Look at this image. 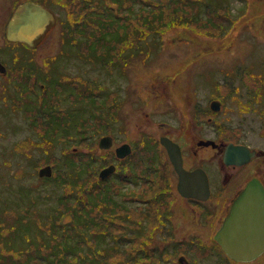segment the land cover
Segmentation results:
<instances>
[{"label":"flooded vegetation","instance_id":"obj_1","mask_svg":"<svg viewBox=\"0 0 264 264\" xmlns=\"http://www.w3.org/2000/svg\"><path fill=\"white\" fill-rule=\"evenodd\" d=\"M33 1L54 12L46 1ZM148 1L152 4L154 0ZM191 1L165 0L163 6L170 3L172 14L177 16L175 20L189 21L190 24H194V27L203 24L204 28L210 23L214 26L210 17L216 15L215 17L218 18L219 16L216 25L222 33L224 18L218 5L208 1L202 8L198 6L191 8ZM67 2L69 8L75 6L73 9L75 11L76 3L73 0H58L57 2L62 44L60 54L68 57V62L64 63L65 66L61 65L60 100H66L68 93L77 94L81 99L82 94H86L89 98L84 100L88 103L93 101L91 110L94 111V119L100 120L102 117L103 120L99 122L102 128L98 133L95 132V140H92L95 152L97 151L99 155L93 161V177L99 182L93 190L97 189L100 196L104 198V204H100L95 214L100 211L108 219H111L113 215L117 222L125 226L124 236L128 239L152 240L155 250L151 254L159 264H175L167 262L168 254L176 257V264H264V233H262L259 248L254 253L251 251L252 255L248 257L234 256L233 251L223 247L217 239L218 230L229 214L234 200L243 193L245 186L255 181V186L258 187L257 183H259L264 191V147L245 143L241 139L240 123L228 122L232 118V114L227 112L228 102L235 98L233 96L235 89L226 88V84L233 82L228 81L229 76L226 77V75L232 77L236 67L224 73L222 82H219L221 87L217 82H212L211 94L206 93L204 88H202L203 92H199V88L194 85L198 80L195 81L193 71L191 72L192 67L189 66L199 60L200 55L196 58L194 55L190 56L185 63L186 66L179 73L155 71L143 77L142 83L136 84L127 71V67L135 56L145 61L148 54H151L150 50L153 46L157 48L156 53H161L163 48L169 46L161 45L162 40L131 41L116 37L107 44L104 55V51H97V45L93 41L99 39L95 27L99 23L103 25L101 17L105 16L104 11L113 15L111 13L113 4L119 16L128 14L130 18L139 17L144 20L145 29L142 31L144 35L146 31L162 30L165 26L160 24L162 19L158 17L159 14L148 12L150 19H146L142 6L139 7L144 3L138 4L136 9L132 0H88L84 7L81 5L78 7V9L82 8V10L79 9L82 14L80 16L74 14L75 24L70 16L69 19L66 14L64 15L68 9ZM153 18L155 23L152 22ZM198 22L201 24L197 25ZM183 30L180 27V31ZM72 31H75L74 40L70 34ZM66 39H68L67 46L73 52L72 55L67 53L68 47L64 46ZM176 40H183V38L170 40L168 43L190 42L188 39L179 42ZM85 44L91 47L89 54L85 53ZM217 45L220 47L219 43ZM217 45L198 44L204 49L214 48ZM81 64L86 67L82 68L83 72H81ZM70 65L73 69L67 72ZM87 67L92 73L88 72ZM0 74L3 75L1 71ZM32 74L34 78L30 80L29 75ZM17 75L20 77H14L16 88H13L15 109L21 107L18 102L22 100L17 98L19 91L22 93L27 91V99L24 95L20 96L25 102L31 103L32 92L37 90L34 84L38 83L42 88L45 86L41 80L38 81L37 73L34 75L33 72L23 71L18 72ZM199 80L204 84L207 83L203 78ZM263 88V85L253 88V119H257V123H253V131L257 134L258 130L264 131ZM132 93L135 96L131 101L137 102L134 107L137 108L138 104H143L139 105V111L134 113L135 119L130 121L128 111L124 107L130 102L129 96ZM81 99L78 103H74L71 99L69 102L71 105L75 104L73 107H77L82 105L83 99ZM27 106H33V103ZM71 108L72 106L69 109ZM92 111H90L91 116ZM154 112H157L156 117H154ZM98 114L101 115L99 118ZM63 118V116L60 117L61 123H64ZM25 122L27 126H32L31 118L26 116ZM208 124H212L215 129L213 134H208L210 130L206 131ZM96 125H88V127ZM116 130H123L126 133L124 141L117 142ZM228 132L236 133L237 136L230 138L226 135ZM166 138L180 149L183 167L180 172L193 171L196 168L203 169L208 190H204L201 177L192 176L185 190H191L194 194L186 195L180 192L178 188L180 174L171 161L166 146L162 143V140ZM207 140L211 142H203ZM152 143L155 144L156 150ZM229 143L247 145L254 151V154L244 162L226 163L224 154ZM124 144H128L130 150L121 154L123 150L120 147ZM100 157L104 159L103 163L98 161ZM106 167L111 170L108 174L101 176L102 169ZM133 168L136 171L131 174ZM117 172L119 178L108 183V178L116 175ZM195 186L199 187L195 188ZM182 192L185 193V191ZM120 193H123L122 199H117ZM249 196H253V191ZM180 202L190 209V212L185 210L182 213L186 216L185 218H189L192 224H197L194 231L183 232L176 212L177 203L180 204ZM257 202L259 201L247 199L242 204L247 206L257 204ZM259 211L263 212V209L260 208ZM155 223L157 225L153 227ZM251 230L253 236V224ZM165 237L168 241L162 242L161 240ZM167 243H170L172 247L170 248Z\"/></svg>","mask_w":264,"mask_h":264},{"label":"rangeland","instance_id":"obj_2","mask_svg":"<svg viewBox=\"0 0 264 264\" xmlns=\"http://www.w3.org/2000/svg\"><path fill=\"white\" fill-rule=\"evenodd\" d=\"M21 1L23 0H0V61L7 66L6 74H0V264H106L107 258L109 259L107 264H126L127 261L128 264H159L152 256L155 250L154 242L146 238L128 239L124 236L125 226L120 222L112 223L109 220L106 223L105 220H100L99 231L90 221L85 223L80 218V222H73V216H79V207L82 217L90 216L89 201L94 199L93 196L91 197V172L90 170L82 172L79 175L82 178L77 181L74 179L77 173L72 171V167H65L61 157L70 151L73 152L71 147L75 146V150L83 153V162L85 157L91 159L90 142L95 140L96 134L95 132L90 134L89 131L94 127L78 128V125L86 123L89 126L96 124L101 126L100 120L94 119V112L91 116L90 110L77 106L68 109L62 115L64 123H61L59 114L46 123L47 113L43 112L45 109H42V106L60 108L61 70L57 68V63L58 61L67 63L68 57L60 54L62 44L57 19L50 25L49 32L42 36L41 42L35 48L5 39V25L14 6ZM44 1L56 14L60 13L58 0ZM192 1L191 8L197 6L202 8L208 1L218 5L224 18L222 33L216 25L219 16L218 18L211 16L210 20L215 27L207 25L203 28L205 25L200 22L197 23V25L201 24L200 26L194 27L189 21L180 22L181 20L177 21L174 17L162 27V30L146 31L144 35L142 32L145 29L144 20L139 17L130 18L128 14L119 16L113 4L111 10L113 15L103 10L105 14L101 17L103 25L99 23L95 27L99 36V39L93 40L97 45V51H104L105 55L107 44L116 37L131 41L162 40L161 45L169 47L163 48L161 53H156L157 48L153 46L150 50L151 54L149 53L151 56L149 57L148 54L145 61L135 56L127 67L130 78L136 84H140L143 77L155 71L179 73L186 66L185 63L190 56L194 55L196 58L200 55V59L189 67H192L191 72L193 71L195 81L198 80L194 84L195 87L199 88V92H203L202 88H204L208 94H211L213 81L218 80L217 84L221 87L219 82H222L223 75L236 67L233 76L229 75V80L233 81L235 87L226 84V88L235 89L233 92L235 98L228 102L227 112L232 114L231 121L228 122L240 123L242 133L240 135L245 143L264 147V131L258 130L259 135L253 131V123H257V119H253V88L264 86V0ZM163 2L165 0H154L153 6L150 5L151 3L144 6L145 18L150 19L148 11L151 9H162L165 18H161V23L167 22L172 9L170 3L163 6ZM138 4L139 2H135L134 8H137ZM210 5L212 6L211 3ZM202 14L205 16L203 11ZM152 22L155 23L154 18ZM180 27L184 30L180 31ZM180 37L183 40H176L177 42L186 41L185 39L190 42L168 43ZM199 43L216 45L219 43L220 47L217 45L214 48L204 49L198 46ZM90 50L91 47L85 44V53L89 54ZM82 68L86 67L81 64V72H83ZM72 69L73 66L70 65L67 72ZM87 70L92 73L88 67ZM23 71L33 72L34 75L37 73L38 81L41 80L45 87H40L38 83L34 84V87L38 88L34 92L42 89L44 94L42 92L40 95L35 94L36 103L27 106V101L25 102L20 96H26L27 91L24 93L19 91L17 98L22 100L18 102L21 107L15 109L13 88H16L14 83L16 79L14 77H20L17 73ZM33 78V74L29 75L30 80ZM200 78L207 83H202ZM134 96L133 93L129 96L130 102L124 107L128 111L130 121L135 119L139 105L143 104L140 103L135 108L137 102L131 101ZM80 99L78 97L76 103ZM38 103L40 106H37ZM154 113L153 116L156 117L157 112ZM26 116L32 119V126L26 125ZM34 118L36 122H33ZM212 126L211 124L207 127L206 131L210 130L208 134H213L215 131ZM85 130H87L86 138L80 140L79 136L85 133ZM80 132L82 133L79 134ZM116 134L117 142L124 141L126 133L123 130H116ZM226 135L230 138L237 136L236 133L229 132ZM152 146L156 150L154 143ZM98 161L103 163L104 159L100 157ZM46 164L52 165V174L43 181L38 175V169ZM67 168L69 171L65 172L64 169ZM135 171L136 169L133 168L131 174ZM69 176L73 177L71 181ZM118 178L117 172L116 175L108 178L107 182ZM122 195L123 193L118 194L117 199H122ZM87 197H89L88 201ZM68 204L71 206H66ZM185 210L190 212V209L181 202L177 203V218L183 232L187 233L194 231L197 224H192L188 217L185 218L182 213ZM105 223L107 228L103 230ZM156 225L157 223L153 227ZM101 231L108 233L107 238L100 234ZM161 241L167 242L168 239L165 237ZM118 244L122 245L116 250ZM167 244L172 247L170 243ZM108 249L114 250L110 252L111 255L105 252ZM130 256L141 258L128 260ZM76 259L77 261L74 262ZM167 262L176 264V257L168 254Z\"/></svg>","mask_w":264,"mask_h":264},{"label":"water","instance_id":"obj_3","mask_svg":"<svg viewBox=\"0 0 264 264\" xmlns=\"http://www.w3.org/2000/svg\"><path fill=\"white\" fill-rule=\"evenodd\" d=\"M54 21L55 16L50 9L33 1H24L13 10L7 22L5 34L9 40L35 45ZM0 71L5 72V68L1 63ZM203 142L209 143L211 141L207 140ZM162 143L166 146L169 157L180 174L178 182L180 192L186 195L194 194L191 190H185L192 176L201 177L204 190H208L206 175L203 169L196 168L193 171L181 173L180 169H183V167L179 147H175L174 143L168 138L162 140ZM120 148L123 150L121 154L130 150L128 144H124ZM253 154L254 151L246 145L229 143L226 146L224 160L226 163H240L249 160ZM110 170L106 167L102 169L100 175L104 176ZM38 173L39 175H50L51 166L47 164L40 167ZM255 184V181L249 182L245 186L243 193L236 197L229 214L217 233V239L221 245L232 250L233 255L237 257L251 256L259 248L262 233H264V191L259 183H257L258 187ZM198 187L195 186V188ZM182 189L185 193L181 191ZM251 191H253V196H249ZM247 199L259 201L261 204L257 202L254 205L243 206L242 202ZM260 208L263 209V212L259 211ZM252 218L254 219L253 221ZM252 224L253 236L251 235Z\"/></svg>","mask_w":264,"mask_h":264},{"label":"trees","instance_id":"obj_4","mask_svg":"<svg viewBox=\"0 0 264 264\" xmlns=\"http://www.w3.org/2000/svg\"><path fill=\"white\" fill-rule=\"evenodd\" d=\"M24 1V0H23ZM68 1H71V0H68ZM75 3H76V10L74 11L73 9L75 8V6H74V8L73 7H71V8H69V6H68V9H70L69 11H68V9H66V11H65V13H64V15L66 14V16H70L71 17V20H72V22H74L75 24H76V20H74V17H75V15L74 14H77L78 16H80L81 14H82V11H80V10H82V8H79L78 9V7L81 5L82 7H84V4L85 3H87V1L88 0H73ZM82 2V4H80ZM132 2H139V4H143L144 3V5H140L139 7H141L142 6V10H146V7H144V6H146V5H148V4H150V2L148 1V0H132ZM151 6H153V4H150ZM137 9V8H136ZM148 12H154V13H157V14H159V18L161 19V18H165L163 15H162V9H159V10H157V9H151L150 11H148ZM161 14V15H160ZM58 15H60V14H58ZM58 15H56V18H57V20L59 19V17H58ZM216 16V15H215ZM174 17H177V16H175V14H172V12H170V15H169V18H168V20H167V22H163V23H160L161 25H167L168 24V21L170 20V19H173ZM209 26H210V24H209ZM214 27H215V24H214ZM69 30H71V29H69ZM71 36L73 37V40H74V38H75V31H72L71 33ZM64 46H67L68 45V39H66L65 40V42H64ZM68 48V54L69 55H72L73 54V52H72V50L69 48V46H67ZM58 65H57V68L58 69H62L61 68V65L62 64H64V62H62V61H58V63H57ZM64 66H65V64H64ZM227 76H229V75H226V77ZM230 77V76H229ZM229 77L227 78V80L228 81H231V80H229ZM218 80H216L215 82H217ZM232 82V81H231ZM231 85V84H230ZM232 86V85H231ZM38 89V88H37ZM41 91H38V92H36V93H34V92H32V96H33V100H32V102L31 103H28V104H34V103H36L35 102V98H36V96H35V94L36 95H40V92H42V94H44V90H42V89H40ZM30 97V96H29ZM77 97H78V95L77 94H67V98H66V100H60V96H59V100H60V108H56V107H52L51 108V106H42V109H45V110H43V112H46L47 113V117H45V120H46V123H49L50 122V120H51V118L52 117H54L55 115H64L65 114V112L69 109V106H75V104H73V105H71L70 104V102H69V99H71L74 103H76V100H77ZM82 97H83V102H82V105L81 106H79V107H81V108H83V109H85V110H90V111H92L91 110V105L93 104V101H91V102H86L84 99L85 98H89V97H86V94H82ZM31 99H32V97H30ZM37 106H40V103H38L37 104ZM55 106V105H54ZM92 112H94V111H92ZM50 116V117H49ZM98 116V118L101 116L100 114H98L97 115ZM42 118H43V115H42ZM36 120V118H34V121L33 122H36L35 121ZM100 121H102L103 122V120H102V117H100ZM81 127H83V128H85V126H83L82 124L81 125H78V128H81ZM102 127L101 126H97L96 128L94 127L91 131H89L90 132V134L92 133V132H96V133H98V130L99 129H101ZM80 130V129H79ZM86 131L87 130H85V133H82V132H80L79 134H81L79 137H80V140H83V139H85L86 138ZM90 144H91V153H90V157H91V159H89V158H84L85 159V161L83 162L82 161V155H83V153L82 152H78L77 150H75L74 148H75V146H72L71 147V149L73 150V152H68V153H66L63 157H61L62 158V161H63V164L65 165V167H72V171L74 170V172L75 173H77V175H76V177H74V179H76L77 181L78 180H80L82 177H80L79 175H81L82 174V172H84V171H89L90 170V172H91V189H92V192H91V197L93 196L94 197V199H91L90 201H89V212H90V216L87 218V217H82L81 215H80V207L78 208V214H79V216L78 215H76V216H73V222H80V218L83 220V221H85V223H87L86 221H90L91 222V224H93L94 226H97L98 228H96V230H98L99 229V226H98V221H100V220H105L106 221V223H108V221L110 220L112 223H117V221H116V219L113 217V215H111V219H108L106 216H105V214H101V212L99 211L98 212V214H95V212H96V209L100 206V204H104V202H103V200H104V198L103 197H101L100 196V192H98V190L97 189H95L94 188V190H93V187H97V185L99 184V182H97L96 180H95V178L93 177V161H94V158L95 157H97V156H99L98 155V153H97V151L95 152V149H94V144H93V141L91 140V142H90ZM76 156H78V157H76ZM65 170V172H68L69 171V168H67V169H64ZM38 175H39V173H38ZM40 176V175H39ZM41 178V180H43V181H45V180H47L49 177L48 176H41L40 177ZM64 178V177H63ZM73 179V177H71V176H69V181H71ZM62 181H63V183H64V180L63 179H61ZM97 195V196H96ZM90 197V198H91ZM66 198V196L64 195V199ZM86 200L88 201L89 200V197H87L86 198ZM63 202V201H62ZM62 202H61V204H62ZM66 206H71V205H66ZM73 207V206H72ZM51 213L53 214V211H52V209H51ZM106 223L103 225V230L105 229V228H107V226H106ZM99 231V230H98ZM107 231L109 232L110 231V229H109V226H108V229H107ZM102 232V231H101ZM100 232V234H102V235H105L106 236V238H107V234L108 233H101ZM101 237V236H100ZM115 237V236H114ZM119 240V239H118ZM120 245H122V244H118V246H116L115 247V249L116 250H118L119 248H120ZM125 245H127V242H125ZM126 247V246H125ZM130 250V249H129ZM129 250H127V251H129ZM111 251H114L113 249H108V250H106L105 252H107V255H111ZM66 254H68V253H66ZM71 258H72V255H71ZM139 258H141L140 256H137V257H134V256H130V257H128V260L129 259H132V260H138ZM108 258H107V263H108ZM77 261V259L74 261V262H76ZM106 263V264H107ZM126 264H128V261H127V263Z\"/></svg>","mask_w":264,"mask_h":264}]
</instances>
